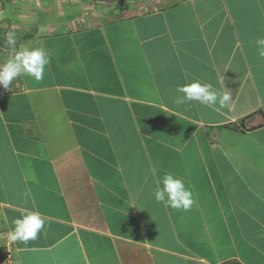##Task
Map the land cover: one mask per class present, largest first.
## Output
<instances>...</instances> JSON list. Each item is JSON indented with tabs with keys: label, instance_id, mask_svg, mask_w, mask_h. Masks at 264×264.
Masks as SVG:
<instances>
[{
	"label": "crops",
	"instance_id": "0c3cea01",
	"mask_svg": "<svg viewBox=\"0 0 264 264\" xmlns=\"http://www.w3.org/2000/svg\"><path fill=\"white\" fill-rule=\"evenodd\" d=\"M34 6L22 22L37 32L0 48L50 56L43 80L0 86V228L30 211L46 223L0 264H264V0ZM194 80L231 110L176 106ZM165 173L189 210L155 202Z\"/></svg>",
	"mask_w": 264,
	"mask_h": 264
},
{
	"label": "clouds",
	"instance_id": "9594fccd",
	"mask_svg": "<svg viewBox=\"0 0 264 264\" xmlns=\"http://www.w3.org/2000/svg\"><path fill=\"white\" fill-rule=\"evenodd\" d=\"M16 43V33H7L6 45L14 48ZM254 43L258 57L264 60V36L256 37ZM49 64L50 56L44 48L22 47L15 50L14 56L0 63V86L10 89L13 81L22 75L39 82L44 79L45 70ZM175 91L179 95L174 97L173 103L178 107L196 102L216 111L231 110L229 107L232 101L230 92L219 91L211 83L194 80L190 83L178 84ZM153 196L156 203H163L166 207L177 210L187 211L194 203L192 191L186 187L181 178L171 173H165L160 178L153 191ZM45 223L39 211L22 213L21 216L11 220L7 239L12 243L27 245L29 241L39 238L45 228Z\"/></svg>",
	"mask_w": 264,
	"mask_h": 264
},
{
	"label": "rangeland",
	"instance_id": "374dc122",
	"mask_svg": "<svg viewBox=\"0 0 264 264\" xmlns=\"http://www.w3.org/2000/svg\"><path fill=\"white\" fill-rule=\"evenodd\" d=\"M28 1H31L35 6L50 4L52 7L61 1L74 2L76 5L88 7L90 10L117 15L129 8L136 11L159 4V0H0V48L7 47L5 38L9 32L16 33L17 37L37 32V29L35 30L32 27L29 29L26 23L22 22V12L25 14L27 9H23L21 6ZM35 9H37V6ZM48 16L54 17V15H47L46 17ZM0 63H2L1 57ZM7 242L6 231L0 228V261L7 257Z\"/></svg>",
	"mask_w": 264,
	"mask_h": 264
},
{
	"label": "built area",
	"instance_id": "2783aa9c",
	"mask_svg": "<svg viewBox=\"0 0 264 264\" xmlns=\"http://www.w3.org/2000/svg\"><path fill=\"white\" fill-rule=\"evenodd\" d=\"M11 246H10V242L8 241L7 242V258L10 257V254H11ZM7 264H13L12 262L8 261Z\"/></svg>",
	"mask_w": 264,
	"mask_h": 264
},
{
	"label": "water",
	"instance_id": "95a60500",
	"mask_svg": "<svg viewBox=\"0 0 264 264\" xmlns=\"http://www.w3.org/2000/svg\"><path fill=\"white\" fill-rule=\"evenodd\" d=\"M227 264H234L233 262L227 263Z\"/></svg>",
	"mask_w": 264,
	"mask_h": 264
}]
</instances>
